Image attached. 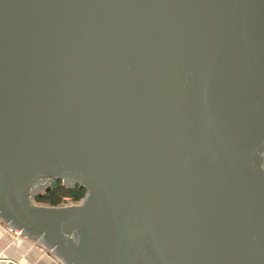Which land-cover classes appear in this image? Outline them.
<instances>
[{
	"label": "water",
	"instance_id": "water-1",
	"mask_svg": "<svg viewBox=\"0 0 264 264\" xmlns=\"http://www.w3.org/2000/svg\"><path fill=\"white\" fill-rule=\"evenodd\" d=\"M0 218L63 264H264V0H0Z\"/></svg>",
	"mask_w": 264,
	"mask_h": 264
},
{
	"label": "crops",
	"instance_id": "crops-1",
	"mask_svg": "<svg viewBox=\"0 0 264 264\" xmlns=\"http://www.w3.org/2000/svg\"><path fill=\"white\" fill-rule=\"evenodd\" d=\"M0 264H63L40 241L22 235L15 238L0 218Z\"/></svg>",
	"mask_w": 264,
	"mask_h": 264
},
{
	"label": "trees",
	"instance_id": "trees-1",
	"mask_svg": "<svg viewBox=\"0 0 264 264\" xmlns=\"http://www.w3.org/2000/svg\"><path fill=\"white\" fill-rule=\"evenodd\" d=\"M86 195V190L79 185L73 187L63 184L62 180H57L56 184L45 190L44 193L37 194L34 200L37 204L59 206L71 203H79Z\"/></svg>",
	"mask_w": 264,
	"mask_h": 264
},
{
	"label": "built area",
	"instance_id": "built-area-1",
	"mask_svg": "<svg viewBox=\"0 0 264 264\" xmlns=\"http://www.w3.org/2000/svg\"><path fill=\"white\" fill-rule=\"evenodd\" d=\"M48 181L50 182V180H48ZM8 230H9V232H11L14 235V237L16 239L23 235V232L21 230H17V229H15L14 227H12L10 225H8Z\"/></svg>",
	"mask_w": 264,
	"mask_h": 264
},
{
	"label": "rangeland",
	"instance_id": "rangeland-1",
	"mask_svg": "<svg viewBox=\"0 0 264 264\" xmlns=\"http://www.w3.org/2000/svg\"><path fill=\"white\" fill-rule=\"evenodd\" d=\"M50 185V182L49 181H46L39 189H38V194L40 193H44V191L47 189V187ZM69 204H72L71 202H68L66 204H63V205H69ZM44 205V204H43Z\"/></svg>",
	"mask_w": 264,
	"mask_h": 264
},
{
	"label": "bare ground",
	"instance_id": "bare-ground-1",
	"mask_svg": "<svg viewBox=\"0 0 264 264\" xmlns=\"http://www.w3.org/2000/svg\"><path fill=\"white\" fill-rule=\"evenodd\" d=\"M42 185H43V184H42ZM40 187H41V185H40V186H37V187H36V190H38Z\"/></svg>",
	"mask_w": 264,
	"mask_h": 264
},
{
	"label": "flooded vegetation",
	"instance_id": "flooded-vegetation-1",
	"mask_svg": "<svg viewBox=\"0 0 264 264\" xmlns=\"http://www.w3.org/2000/svg\"><path fill=\"white\" fill-rule=\"evenodd\" d=\"M46 181H47V180H46ZM46 181H45V182H46ZM67 186H68V185H67ZM74 186H75V185H74ZM70 187H73V186H70Z\"/></svg>",
	"mask_w": 264,
	"mask_h": 264
}]
</instances>
